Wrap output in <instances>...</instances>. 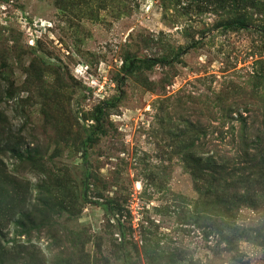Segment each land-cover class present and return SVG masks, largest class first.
Listing matches in <instances>:
<instances>
[{"label":"rangeland","instance_id":"1","mask_svg":"<svg viewBox=\"0 0 264 264\" xmlns=\"http://www.w3.org/2000/svg\"><path fill=\"white\" fill-rule=\"evenodd\" d=\"M262 28L264 0H0V264H264Z\"/></svg>","mask_w":264,"mask_h":264},{"label":"trees","instance_id":"2","mask_svg":"<svg viewBox=\"0 0 264 264\" xmlns=\"http://www.w3.org/2000/svg\"><path fill=\"white\" fill-rule=\"evenodd\" d=\"M222 26H223V28H226V29H247L249 27L248 24L244 20H241V19L225 21V22L222 23ZM262 30L264 31V28H262ZM182 53H184V50H180L172 58H169V59L168 58H162L159 61H164L166 63H172V62L176 61L177 59H179V57H180V55ZM138 61H140V60H138ZM154 62H150V63H154ZM99 111H100V113H102V111H103L102 108H100ZM96 122L99 124V122H100V118L99 117H97ZM88 180H89V173H88L87 168H85L83 197L86 200H88V195H87L88 188H89ZM89 201H91V200H89ZM94 203L97 204V202H94ZM97 205L101 206L103 209L106 210V207L104 206V204H97Z\"/></svg>","mask_w":264,"mask_h":264}]
</instances>
